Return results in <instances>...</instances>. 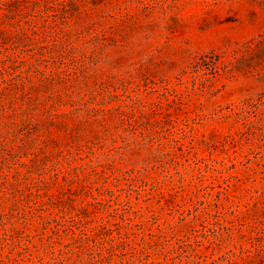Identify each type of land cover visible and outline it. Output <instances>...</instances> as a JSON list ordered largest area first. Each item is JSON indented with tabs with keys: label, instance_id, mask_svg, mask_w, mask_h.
I'll return each mask as SVG.
<instances>
[{
	"label": "rangeland",
	"instance_id": "obj_1",
	"mask_svg": "<svg viewBox=\"0 0 264 264\" xmlns=\"http://www.w3.org/2000/svg\"><path fill=\"white\" fill-rule=\"evenodd\" d=\"M0 264H264V0H0Z\"/></svg>",
	"mask_w": 264,
	"mask_h": 264
}]
</instances>
